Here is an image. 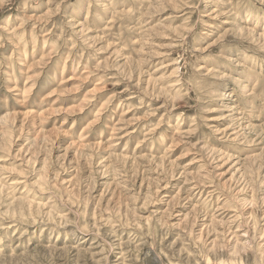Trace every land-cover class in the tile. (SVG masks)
Segmentation results:
<instances>
[{
	"label": "rangeland",
	"instance_id": "374dc122",
	"mask_svg": "<svg viewBox=\"0 0 264 264\" xmlns=\"http://www.w3.org/2000/svg\"><path fill=\"white\" fill-rule=\"evenodd\" d=\"M0 264H264V0H0Z\"/></svg>",
	"mask_w": 264,
	"mask_h": 264
}]
</instances>
